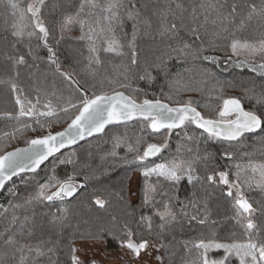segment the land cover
Segmentation results:
<instances>
[{
	"label": "trees",
	"instance_id": "trees-1",
	"mask_svg": "<svg viewBox=\"0 0 264 264\" xmlns=\"http://www.w3.org/2000/svg\"><path fill=\"white\" fill-rule=\"evenodd\" d=\"M16 2L19 10L13 16L7 0H0V155L28 146L31 139L64 130L78 114L71 104L78 105L85 93L88 96L102 92L112 95L119 91L138 104L145 99L159 100L171 107L184 106L191 101L192 107L206 118L214 120L225 118L219 117L218 113L224 106L223 101L229 98L240 99L246 111L264 113V103H257L249 93V89H254L257 94L264 93V75L251 71L248 66L229 64V60L264 63L259 55L245 52L234 55L230 48L233 39L253 43L264 39V20L260 17L264 0H134L141 12L140 21L136 22L135 40L139 63L127 73V80L124 74L125 66L130 63L128 43L133 32L132 20L125 19L122 28H118L115 33L116 38L124 44V55L103 51L106 45L98 40L102 63H92L90 66L88 41L79 39L82 32L75 21L87 18L95 26V18L86 16L87 7L81 12L82 0H46L40 15L50 32L48 46L55 52L60 68L57 71L56 65L49 60L48 46L35 36L32 39L27 36L28 32L41 35L34 29L30 14L23 19L20 16V11L25 10L31 0ZM99 2L103 4V0ZM177 3L182 5L181 9L175 7ZM210 3L217 5L222 15L218 16L216 11L201 7L202 4ZM253 4L256 5L255 13L251 11ZM233 5L236 11L229 15ZM166 10L175 13V17L168 15L169 20L178 18V33L171 39L168 35H162L161 13ZM69 16L74 23L64 27V20ZM143 20L150 21V24L142 23ZM14 24L24 26L23 39L13 35ZM193 28L200 36V40L194 43ZM216 33H220L218 38L215 37ZM181 42L193 43L194 48L207 49L203 55L214 56L217 62L204 60L199 53L180 57L173 53L170 58L171 48ZM21 55L25 57V63L16 64L15 58ZM146 62L160 64L159 68L149 69L153 79L140 78L144 75ZM61 72L69 73L73 80L66 79ZM110 80L114 83H109ZM13 84L19 91H13ZM121 84L130 87H120ZM17 95L34 104L38 96V111H47L45 105L50 103L56 115L38 117L39 123L34 117L10 119L9 116L18 114L19 106L15 102ZM63 108L69 111H61ZM148 123L138 120L109 127L100 135L56 155L37 171L9 182L0 196V203H3L0 206V233L9 229L15 244H6L0 238V264H73L70 244L76 248L81 242H105L109 251L119 250L122 242L126 241L124 224L134 233L132 238L135 241L147 240L150 244L160 245L162 264H199L200 250L194 245L202 240L246 241L247 233L233 218L232 199L225 195L227 186L218 180L210 183L205 178L218 171H227L232 180L237 171L235 164L264 163V133H246L238 142H227L209 138L195 125L175 129L169 136L167 130L153 132L147 126ZM165 142L167 147L156 157L144 162H133L137 152H130L129 145L139 149L142 154L148 144L162 145ZM226 151L232 154V159L225 158ZM196 155L201 157L195 164L200 182L189 184L183 180L175 194L185 204L194 199L197 207L186 208L189 216L206 215L208 222L203 225L190 222L187 216L180 214L179 205L173 202L179 223L162 231L159 227L161 221L155 211L163 210L160 201H166L167 198L158 195L155 206L141 207L145 184L141 175L137 201H131L130 181L133 174L142 172L145 166L172 160L188 161ZM251 175V172H242L241 178ZM53 177L61 182L71 177L74 183L84 187L79 188L75 196L63 201L30 199ZM150 179L155 181V177ZM163 187L172 195L173 189L169 184L164 183ZM55 190V187H50L48 194ZM241 190L257 209L253 220L260 227L261 238H264V191L256 187ZM193 192L195 197L192 196ZM121 196L125 199L122 200ZM97 197L107 201L105 208L101 209L95 204ZM64 209H67V213ZM13 215L19 217L15 224L12 223ZM141 215L151 217V230L139 220ZM105 230L108 234L102 238H91ZM50 239L57 242L53 252L48 251L52 246L48 243ZM37 249L43 255H39ZM209 255L219 259L224 253L222 250L212 251ZM230 264H239V261L233 257Z\"/></svg>",
	"mask_w": 264,
	"mask_h": 264
},
{
	"label": "snow or ice",
	"instance_id": "snow-or-ice-1",
	"mask_svg": "<svg viewBox=\"0 0 264 264\" xmlns=\"http://www.w3.org/2000/svg\"><path fill=\"white\" fill-rule=\"evenodd\" d=\"M45 0H34L30 3L25 10L20 11L21 19L25 15L30 14L33 21L34 29L38 30L41 34L36 36V32H28L27 36L32 39L34 36L43 41L45 46H48V38L50 32L48 27L42 22L41 19V7ZM7 6L12 9V15L15 16L19 10V5L16 0H7ZM85 7L88 8L86 14L87 17H94V24L89 23L87 18L75 21L79 23L82 35L80 40L88 41V51L90 53L89 65L92 63L101 64L100 60V48L97 45L99 40L102 44L106 45L103 51L108 53H115L116 55L123 56L124 44L121 43L115 36L116 30L122 28L125 19L133 21V32L131 40L128 43L130 51V63L125 66L124 79H128L127 73L132 71V67L138 65V53L136 51L135 40L137 35L136 22L140 21L141 12L137 7L134 0H103V4L99 0H82L80 5L81 12ZM177 9H181L182 5L177 3L175 5ZM205 10L212 9L216 11L217 15H222L219 12V8L215 4L201 5ZM222 7V6H221ZM97 9L99 10L97 12ZM236 7L232 6L229 15L235 13ZM252 13L256 12V5H251ZM162 15V35H168L171 39L178 33V27L176 19L169 20L168 15L175 17V13L171 10H166ZM260 17L264 20V9H261ZM227 19V17H223ZM193 19H196L195 9L193 10ZM142 23L150 24V21L143 20ZM74 23L72 17H66L64 20V27ZM15 31L13 35L18 39H23L25 36L24 26L14 24ZM86 29V30H85ZM193 32V43L200 40V36L195 28ZM107 33L108 35H105ZM220 33H216L215 37H219ZM61 39L63 37L61 36ZM59 41H57L58 43ZM193 43L181 42L177 47L171 48L169 57L171 54H175L176 57L188 56L196 53L201 54V58L207 61L217 62V58L214 56L203 55L207 49L194 48ZM231 51L234 55H239L240 52H245L249 55H259L264 59V39H261L255 43L250 41L241 42L240 40L233 39L230 43ZM214 50V49H213ZM49 60L52 64L56 65L57 71H60L58 61L55 59V52L48 46ZM16 64L25 63L24 56H18L15 58ZM163 63V61H161ZM241 64H246L251 68L253 72H259L264 75V63H256L255 61H243ZM160 64H148L144 65V75L140 78L153 79L150 68H159ZM68 80H73V77L67 72H61ZM114 83V81H109ZM120 87H130L128 84H121ZM14 92L19 91L15 84L12 85ZM250 95L256 99L257 103H264V93L257 94L254 89H249ZM15 102L19 106L18 114L16 116H9L10 119L19 120L22 117H34L36 123H39L38 117H51L56 115V110L51 104L45 105L47 111H38L36 104H38L39 97L36 98V104L31 100L22 99L20 95L15 97ZM192 102L188 101L186 105L181 107H169L167 104L161 103L159 100L151 101L145 99L143 103H136L134 99L129 96H125L123 92L116 91L114 94L109 95L107 93H101L99 95L93 94L88 96L86 93L81 99L80 103L71 104V108L77 109L78 114L71 120L68 128L63 132H57L55 134L49 132L47 135L37 137L28 141L29 147L25 149H17L16 151L9 152L4 155H0V189L5 187V183L11 180L13 176H16L20 172L32 171L36 169L50 156L59 152L60 149L66 145L75 144L77 139H83L85 134L92 135L94 133H102L105 127L109 124L119 123L121 121L132 120L137 117L143 118L148 121V127L156 133L161 130H167V134L170 136L175 129H183L186 125H195L197 128L202 129L204 133H207L209 138L220 139L227 142H238L246 133H264V113L257 114L255 111H246L238 98H229L223 101V108L218 113L219 117H229L235 115V119L230 120H214L203 116L195 107L191 106ZM61 111L68 112V108H63ZM28 127V125H25ZM7 135V134H6ZM191 139V137H189ZM167 143L162 145L148 144L142 154L139 149H134L129 145V151H136L137 155L134 157L133 162H144L151 157L159 155L165 148ZM189 151H192L189 149ZM115 155V153H112ZM225 158L232 159L230 152L224 153ZM201 157L196 155L194 159L184 160H172L167 163L157 164L155 166H145L142 171V176L145 179V184L142 189L141 207L155 206L157 203L156 197L159 195L167 200H161L160 205L163 210H156L155 215L160 219V229L163 231L170 225L179 223L177 214L173 210V202L179 205V212L182 216H187L189 221H195L201 225L207 223L206 215L198 217L197 215H190L186 211V208L191 206L197 207L196 201L193 199L189 201V204H185L179 200L178 195L175 194L177 186L181 181L186 180L189 184L194 182L198 183L201 177L197 175L195 164L199 162ZM30 162V163H29ZM63 163V161H61ZM237 169L234 179H229V173L227 171H218L215 174L208 175L207 179L210 183H215L217 180L219 183L227 186L228 191L225 195L232 199V207L234 210V219L247 233V240L244 242H216L212 241H200L195 244L194 247L200 250L199 264H230L231 258L238 259L239 264H264V238H261L260 227L254 222L253 216L257 212V209L253 207V204L248 201L243 195L242 188L251 189L252 187L259 188L264 191V163H252L249 162L245 165L235 164ZM242 172H251V176L241 178ZM259 179H256V177ZM155 177V181H151L150 178ZM167 183L173 189L172 195L164 189L163 184ZM55 187L56 190L48 194V189ZM84 185L77 184L69 177L67 181L61 182L53 177L49 184L43 185L36 196L30 199H43L47 201L61 200L65 198L73 197L79 188H83ZM235 190V195L234 191ZM195 197V192L192 193ZM122 200L124 196L120 197ZM28 201H26L27 203ZM95 204L101 209L105 208L107 201L97 197ZM21 207V205H16ZM67 213V209L63 210ZM19 217L13 215L12 223L15 224ZM59 219V218H57ZM115 219V217H113ZM141 222L146 223L149 230L152 227L151 217H145L141 215L139 217ZM214 223V222H213ZM123 230L126 235V241L122 242L123 247H127L134 256L139 257L142 251L146 252L150 245L149 241L142 240L140 242L135 241L132 237L134 233L128 227L127 224L123 225ZM108 234L107 230L103 233L94 235L93 239H100L103 235ZM0 238L4 239V242L9 245H14L15 241L10 235L9 229H6L4 233H0ZM52 246L48 248L49 252H53L57 246V242H53L51 239L48 242ZM23 249H21L22 251ZM70 250L72 252L73 264H82V261L75 253L78 251L74 244H70ZM223 251L219 259L212 258L209 253L212 251ZM31 251V249H30ZM39 255H43L37 249ZM157 259H161L157 257ZM91 264H96V261H91Z\"/></svg>",
	"mask_w": 264,
	"mask_h": 264
},
{
	"label": "rangeland",
	"instance_id": "rangeland-1",
	"mask_svg": "<svg viewBox=\"0 0 264 264\" xmlns=\"http://www.w3.org/2000/svg\"><path fill=\"white\" fill-rule=\"evenodd\" d=\"M33 2L34 0H31V3ZM241 62L243 61L229 60L230 66H247L245 64L242 65ZM233 118H235V116L225 117L223 120L227 121ZM141 175L142 172L140 171L134 172L130 181V199L133 202L137 201L136 194L139 188ZM7 194L8 193L6 192V195ZM150 245L152 246L149 247L146 252L142 251L141 255L136 257L127 247H123L122 245L119 250L109 251L106 248L105 242H81L78 243L76 247L78 249L76 256L80 258L82 264H91V261L93 260L96 261V264H162L160 259H157V257L161 258L160 245L154 243H151Z\"/></svg>",
	"mask_w": 264,
	"mask_h": 264
},
{
	"label": "water",
	"instance_id": "water-1",
	"mask_svg": "<svg viewBox=\"0 0 264 264\" xmlns=\"http://www.w3.org/2000/svg\"><path fill=\"white\" fill-rule=\"evenodd\" d=\"M126 96V95H125ZM161 103H163V102H161ZM163 104H165V103H163ZM169 107H171V106H169ZM176 107H181V106H176ZM173 108H175V107H173ZM233 116H235V115H233ZM230 117V116H229ZM138 120H143V118H140V117H137V118H135V119H132V120H126V121H121V122H119V123H113V124H109V125H107L106 127H105V129H104V131L105 130H107L109 127H112V126H118V125H124V124H128V123H131V122H135V121H138ZM71 123V122H70ZM69 123V124H70ZM68 124V125H69ZM68 125H67V127L65 128V129H67L68 128ZM64 129V130H65ZM64 130H62V131H60V132H63ZM103 131V132H104ZM102 132V133H103ZM55 134V133H54ZM101 133H94V134H92V135H87V134H85V136H84V138L83 139H77V142L75 143V144H71V145H66L64 148H62V149H60V151L59 152H56L54 155H52V156H50L47 160H45L37 169H36V171L38 170V169H40L43 165H45L47 162H49L53 157H55L56 155H58V154H60V153H62L63 151H66V150H69V149H71V148H74V147H76V146H78V145H80V144H82V143H84V142H86L87 140H89V139H91V138H93V137H96V136H98V135H100ZM29 147V145L28 146H26V147H23V148H18V149H25V148H28ZM17 149H15V150H13V151H16ZM13 151H10V152H13ZM9 153V152H8ZM156 157V156H155ZM151 158H154V157H151ZM30 163V162H29ZM31 173H33L32 171H24V172H20V173H18L16 176H13L12 177V179L11 180H8V181H6V183H5V187H6V185L9 183V182H11L12 180H14L15 178H17V177H19V176H22V175H28V174H31ZM4 187V188H5ZM4 188L3 189H0V196H1V194H2V192H3V190H4ZM78 191V190H77ZM77 193V192H76ZM76 195V194H75ZM74 195V196H75ZM68 198H71V197H68Z\"/></svg>",
	"mask_w": 264,
	"mask_h": 264
},
{
	"label": "built area",
	"instance_id": "built-area-1",
	"mask_svg": "<svg viewBox=\"0 0 264 264\" xmlns=\"http://www.w3.org/2000/svg\"><path fill=\"white\" fill-rule=\"evenodd\" d=\"M0 206H3V203H0Z\"/></svg>",
	"mask_w": 264,
	"mask_h": 264
},
{
	"label": "flooded vegetation",
	"instance_id": "flooded-vegetation-1",
	"mask_svg": "<svg viewBox=\"0 0 264 264\" xmlns=\"http://www.w3.org/2000/svg\"><path fill=\"white\" fill-rule=\"evenodd\" d=\"M233 119H235V118H233Z\"/></svg>",
	"mask_w": 264,
	"mask_h": 264
}]
</instances>
